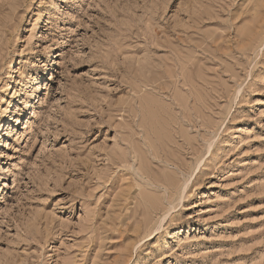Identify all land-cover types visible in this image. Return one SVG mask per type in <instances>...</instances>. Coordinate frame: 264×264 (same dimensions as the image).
<instances>
[{"label": "rangeland", "instance_id": "obj_1", "mask_svg": "<svg viewBox=\"0 0 264 264\" xmlns=\"http://www.w3.org/2000/svg\"><path fill=\"white\" fill-rule=\"evenodd\" d=\"M0 264H264V0H0Z\"/></svg>", "mask_w": 264, "mask_h": 264}, {"label": "bare ground", "instance_id": "obj_2", "mask_svg": "<svg viewBox=\"0 0 264 264\" xmlns=\"http://www.w3.org/2000/svg\"><path fill=\"white\" fill-rule=\"evenodd\" d=\"M28 123H29V124L31 123V119H29V120L27 121V124H28Z\"/></svg>", "mask_w": 264, "mask_h": 264}]
</instances>
